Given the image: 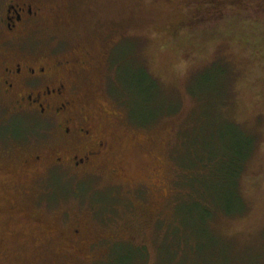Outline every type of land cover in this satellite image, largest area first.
I'll return each instance as SVG.
<instances>
[{
	"label": "rangeland",
	"instance_id": "1",
	"mask_svg": "<svg viewBox=\"0 0 264 264\" xmlns=\"http://www.w3.org/2000/svg\"><path fill=\"white\" fill-rule=\"evenodd\" d=\"M39 1L52 13L36 44L82 59L86 110L116 139L112 161L87 182L57 184L63 198L35 213L47 227L80 222L103 243L79 242L77 254L17 238L0 244V264H264V0H226L192 24L204 0ZM229 122L256 143L240 182L246 209L227 215L230 193H211L212 219L188 204L185 166L195 140L208 159L245 140L219 129ZM13 196L33 207L34 197Z\"/></svg>",
	"mask_w": 264,
	"mask_h": 264
},
{
	"label": "flooded vegetation",
	"instance_id": "2",
	"mask_svg": "<svg viewBox=\"0 0 264 264\" xmlns=\"http://www.w3.org/2000/svg\"><path fill=\"white\" fill-rule=\"evenodd\" d=\"M202 5L187 24L228 7L226 0ZM50 13L39 0H7L0 19V244L27 237L30 244H57L82 254L79 242L94 247L102 238L80 222L69 225L67 217L61 229L47 227L35 212L42 203L49 210L51 200L63 198L57 184L71 183L75 174L87 182L103 162L112 161L116 136L86 110L77 81L82 59L36 44ZM13 195L34 197L33 207L13 202ZM22 226L36 230L26 235L17 230Z\"/></svg>",
	"mask_w": 264,
	"mask_h": 264
},
{
	"label": "trees",
	"instance_id": "3",
	"mask_svg": "<svg viewBox=\"0 0 264 264\" xmlns=\"http://www.w3.org/2000/svg\"><path fill=\"white\" fill-rule=\"evenodd\" d=\"M219 129H230L231 131L237 132L241 137H246L245 140L247 142L243 139H237L235 147L233 146V149L231 148L235 150L233 151L235 155L238 154L242 160L238 158L233 160L232 150L231 152L229 151L230 153L227 151L218 152V155H215L211 159L199 157V155H197L198 149L196 147V140L193 141L191 145L195 153H191L189 165L185 166L186 171L183 182L186 191L185 198L188 204H193L195 207H203L202 209L205 210L206 216L208 213V217H212L214 215L210 212L211 207L214 206L220 211V205L218 204L215 206V204H213L211 193L216 195L220 194L222 197H228L225 193L226 190V192H229L231 195L230 202L233 204V210L226 209L225 214L232 216L238 214L242 215L246 207L240 192V182L242 175L246 171L245 159L251 157L256 148V143L251 135L238 130L239 127L234 123H222ZM228 144L230 145L229 141ZM101 208L104 209L105 207ZM112 246H115V244L111 245V247Z\"/></svg>",
	"mask_w": 264,
	"mask_h": 264
}]
</instances>
